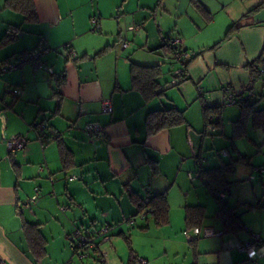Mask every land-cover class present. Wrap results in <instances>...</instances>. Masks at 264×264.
<instances>
[{"label": "crops", "instance_id": "1", "mask_svg": "<svg viewBox=\"0 0 264 264\" xmlns=\"http://www.w3.org/2000/svg\"><path fill=\"white\" fill-rule=\"evenodd\" d=\"M134 1L32 0L37 20L30 22L0 0V40L8 30L14 34L0 41V63L46 48L37 60L53 70L50 74L23 62L0 74L3 264H61L73 255L66 244L76 230L104 224L110 231L96 241L105 264H136V256L149 264H264L262 236L258 247L245 251L237 247L238 233L198 241L183 234L185 207L205 206L201 200L206 187L216 199L203 179L188 177L201 166L213 167L202 157L205 106L224 109L231 106H222L228 91H252L264 109V79L252 81L244 67L264 47V0H196L204 14L195 0H188V11L174 23L173 32L164 23L169 18L165 0ZM92 17L98 20L97 30ZM139 23L143 27L123 47L120 41L131 38L127 26ZM174 37L190 55L187 80L180 84L172 82L171 73L178 63L160 47ZM158 61L160 92L146 100L132 87L130 65ZM8 84L20 87L21 94L12 95ZM103 100H110L112 112L103 110ZM170 107L183 111L185 123L149 133L147 114ZM89 120L103 125L102 135H86ZM40 122L50 136L44 144L35 130ZM16 134L29 141L24 150L9 152L6 142ZM254 176L264 179L259 173ZM35 187L37 199L20 208ZM146 191L166 194L167 223L156 224L152 215L127 222ZM216 218L218 230H223ZM203 220L198 225L206 226ZM142 234L148 235L144 242L164 243L158 247L164 254L152 251L148 256L135 248L132 242Z\"/></svg>", "mask_w": 264, "mask_h": 264}, {"label": "rangeland", "instance_id": "2", "mask_svg": "<svg viewBox=\"0 0 264 264\" xmlns=\"http://www.w3.org/2000/svg\"><path fill=\"white\" fill-rule=\"evenodd\" d=\"M133 3H135L134 0ZM166 3L168 5L169 18L164 23H166L168 31L173 32L174 23L180 20L181 14H185L188 11V0H165ZM185 17L187 18V16ZM133 34L132 31L127 32V36L131 37ZM132 37H127V40L124 41L121 40L120 44L123 42L129 44ZM163 68L166 69L167 66ZM250 100L251 102L255 101L256 109H261L262 106L259 103V98L254 99L253 97ZM210 116L213 122L212 124H208V126H211L210 129L205 125L200 133V136L203 137V143L201 145L202 157L208 159L209 164H212V166L230 164V169L224 171L227 186L225 189L227 204L239 214L240 221L245 228H250L252 232L259 233L262 236V240H264V179L262 181H259L258 177L255 180L249 179L250 175H258L254 171L256 167L264 165V128L254 124L250 116L244 122V133L240 136L233 137V121L240 116V107L238 104L225 107L221 109L219 114H211ZM223 149L228 152L226 156H220V152ZM240 156H246V159H239ZM201 201L205 205L203 221L206 224V226L201 227H209L207 225H211L210 227L217 231L221 227L215 213L218 204L207 187L205 188L204 197ZM249 206H253L254 208H249ZM211 221H216L217 225L210 224ZM74 231L75 229L68 234L72 235ZM237 233L239 238H236V244L247 240L249 234L244 229L239 230ZM146 236L148 235L142 234L141 237H135V240L138 242H132L134 247L141 248L148 256H150L152 251L153 255L164 254L163 249L158 250V247L163 246L164 243L144 242L147 238ZM202 238L204 237L199 236L197 241ZM66 247L67 249L69 248V243L66 244ZM124 247H126L125 244ZM69 256L71 259H74L75 264H97L94 256H88L82 259L78 258L76 254H70ZM69 256L61 264L67 262L70 258ZM52 264L55 263L53 262Z\"/></svg>", "mask_w": 264, "mask_h": 264}, {"label": "trees", "instance_id": "3", "mask_svg": "<svg viewBox=\"0 0 264 264\" xmlns=\"http://www.w3.org/2000/svg\"><path fill=\"white\" fill-rule=\"evenodd\" d=\"M7 6H11L18 9L25 17L26 20L30 22H35L37 20V13L33 5L32 0H5ZM197 9L203 14L206 13L204 7L194 1ZM13 30H8L3 37L1 42L9 41L13 38ZM165 51V55L171 57L174 53L175 47L171 46L169 39L164 42L161 46ZM36 49V48H35ZM101 52V51H100ZM103 52V50H102ZM189 59L184 62L188 65ZM244 67L250 72L252 81L258 78L264 79V75L261 74L260 70L264 69V47L255 59L246 62ZM162 74L161 67L157 64L155 65H141L137 63H131L130 65V75L132 80V87L138 90L144 99L148 100L157 95L160 92V82L159 78ZM238 96L237 103L240 107V116L233 121L234 124V136H240L244 133V122L251 116L253 123L264 128V109H256L255 101L251 102L250 99L243 100L240 95ZM221 111L220 106H205L204 116L205 125L208 126L209 123H213L209 115L219 114ZM185 123V117L182 110L175 107L162 108L150 111L146 116V126L149 133H154L162 128H167L171 126H177ZM59 137V136H57ZM228 153V152H227ZM221 156V155H220ZM239 159H246V156H240ZM199 162V161H198ZM230 164H222L213 167H202L201 174L204 179H206V185L209 189L215 192L225 191L227 188L226 180L224 178V171L230 169ZM142 197L140 198V200ZM139 200V202H140ZM218 208L215 211L216 216L220 219L224 232L237 233L239 230L245 229V226L241 223L239 214L234 211V208L227 204V199H220L216 197ZM153 209V218L155 223L158 225H163L168 222V211L169 205L165 193L151 195L149 202L147 203ZM140 206L138 204V210ZM249 208H254L249 206ZM138 213V211H137ZM131 215L132 217L137 216ZM205 216V207L202 205H188L185 207V220L187 223V228H191L198 225L200 221ZM127 239V238H126ZM196 241V240H195ZM129 244V242H128Z\"/></svg>", "mask_w": 264, "mask_h": 264}, {"label": "built area", "instance_id": "4", "mask_svg": "<svg viewBox=\"0 0 264 264\" xmlns=\"http://www.w3.org/2000/svg\"><path fill=\"white\" fill-rule=\"evenodd\" d=\"M91 22L93 24V29L97 30L99 28L98 20L96 17L91 18ZM143 27V23L139 24H134L128 26V30L135 32L137 30H140ZM180 41L181 39L179 37H174L172 39H169V43L171 46L175 47L173 55L170 57L173 62L178 63V67L172 70V82L174 84H180L187 80V72L186 68L187 65L184 64L189 58L190 55L188 54L187 51L183 50L180 46ZM127 43L123 42L122 46L125 47ZM68 47V50L70 53H72V49L69 47V45H66ZM47 51L46 48H43L41 50H33L32 52H29L27 55L24 57L15 60V61H4L0 63V74L3 72L16 69L20 67L23 62H30L33 68H38V69H45L48 73L53 74L52 68L44 63L43 61L37 60V58L40 56L42 52ZM162 62L158 61V65H161ZM261 74H264V69L260 70ZM7 90L14 96H19L21 94V89L18 86H12L11 84L7 85ZM241 99L246 100V99H251L254 94L252 91H247L245 95H240ZM238 96L232 92L228 91L226 94L225 99L222 102V106H228V105H233L237 103ZM102 107L104 111L107 112H112V104L110 100H103L102 102ZM212 119V117H210ZM209 129L211 126H208ZM36 133H37V138L44 144L47 142V140L50 139V136H48V133H46L45 130V123L40 122L36 126ZM104 130V127L102 124H100L98 121L95 120H89L85 123L84 125V132L86 135L90 138H94L97 136L102 135ZM28 139L24 137L21 134H16L12 135L9 140L6 142V147L9 152H13L15 150H24L26 148V145L28 143ZM227 154L226 150H222L220 152L221 156H225ZM42 169V168H40ZM255 170L259 173L264 175V165L258 166L255 168ZM188 177L190 180L194 179H203L206 182V179L202 177L201 174V169L197 168L193 172H190L188 174ZM76 176H69V180H74ZM255 176L250 175L249 179L254 180ZM35 192L34 194L20 202L19 207L24 208L27 206H30L32 202H34L37 199L39 188L35 187L34 188ZM212 194L215 197H218L220 199H227L226 193L224 191L220 192H215L211 189ZM151 193L149 191H146L145 196L142 197V199L139 202V210L137 213V217L144 219L147 215H153V209L147 204L150 200ZM65 207H62L64 209ZM135 220V217L129 216L127 218V222L129 224H132ZM111 226L109 224H104L98 228H94L91 231L90 230H85V231H80L76 230L75 233L73 234V238H71V241L69 242V247L72 251L73 254H76L78 258L82 259L84 257L88 256H94V258L97 261V264H105V254L101 251L98 250L97 245L98 242L96 241L97 238L104 237L108 234L110 231ZM248 234L249 238L245 240L243 243L237 244V247L239 249L248 251L251 249H254L259 246L261 242V236L259 233L252 232L249 228L244 229ZM184 236L188 241H194L199 238V236L203 237H210V236H221L223 234L222 230H214L211 227H201V226H194L188 229H185L183 231ZM4 260L0 255V264H3ZM135 263L136 264H149L148 260L141 256H136L135 257ZM64 264H75L74 259H69L67 262Z\"/></svg>", "mask_w": 264, "mask_h": 264}]
</instances>
